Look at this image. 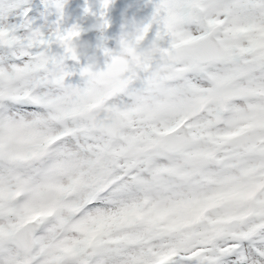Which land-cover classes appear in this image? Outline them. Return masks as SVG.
Wrapping results in <instances>:
<instances>
[{
    "label": "snow or ice",
    "instance_id": "obj_1",
    "mask_svg": "<svg viewBox=\"0 0 264 264\" xmlns=\"http://www.w3.org/2000/svg\"><path fill=\"white\" fill-rule=\"evenodd\" d=\"M112 2L0 0V264H264V0Z\"/></svg>",
    "mask_w": 264,
    "mask_h": 264
},
{
    "label": "rangeland",
    "instance_id": "obj_2",
    "mask_svg": "<svg viewBox=\"0 0 264 264\" xmlns=\"http://www.w3.org/2000/svg\"><path fill=\"white\" fill-rule=\"evenodd\" d=\"M53 0H48V7H45V0H29V6L32 8V18L34 26L47 32L57 26L62 28L70 27L73 24H79L85 29L83 39L91 44L96 43L99 33L91 28L96 23L97 17L84 15L83 8L87 4L93 11L99 15V0H63L64 10L61 18L52 6ZM153 12V3L150 0H113L110 8L107 10V19L110 27L105 32L108 45L115 47L117 41L125 28H131L133 22H144Z\"/></svg>",
    "mask_w": 264,
    "mask_h": 264
}]
</instances>
